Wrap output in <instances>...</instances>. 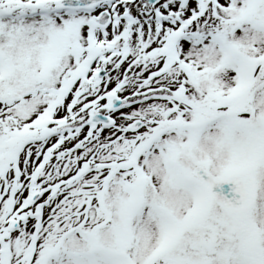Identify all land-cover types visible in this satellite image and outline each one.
I'll use <instances>...</instances> for the list:
<instances>
[{
  "label": "snow or ice",
  "instance_id": "obj_1",
  "mask_svg": "<svg viewBox=\"0 0 264 264\" xmlns=\"http://www.w3.org/2000/svg\"><path fill=\"white\" fill-rule=\"evenodd\" d=\"M0 264H264V0H0Z\"/></svg>",
  "mask_w": 264,
  "mask_h": 264
}]
</instances>
